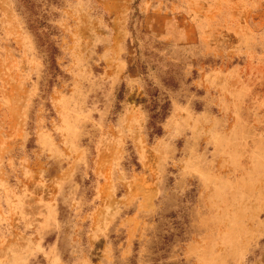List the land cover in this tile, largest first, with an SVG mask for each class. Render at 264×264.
I'll use <instances>...</instances> for the list:
<instances>
[{
    "label": "rangeland",
    "instance_id": "obj_1",
    "mask_svg": "<svg viewBox=\"0 0 264 264\" xmlns=\"http://www.w3.org/2000/svg\"><path fill=\"white\" fill-rule=\"evenodd\" d=\"M0 264H264V0H0Z\"/></svg>",
    "mask_w": 264,
    "mask_h": 264
}]
</instances>
